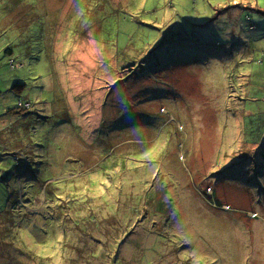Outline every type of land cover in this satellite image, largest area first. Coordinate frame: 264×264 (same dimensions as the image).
Listing matches in <instances>:
<instances>
[{"label": "rangeland", "instance_id": "1", "mask_svg": "<svg viewBox=\"0 0 264 264\" xmlns=\"http://www.w3.org/2000/svg\"><path fill=\"white\" fill-rule=\"evenodd\" d=\"M261 129L264 0H0V264H264Z\"/></svg>", "mask_w": 264, "mask_h": 264}, {"label": "trees", "instance_id": "2", "mask_svg": "<svg viewBox=\"0 0 264 264\" xmlns=\"http://www.w3.org/2000/svg\"><path fill=\"white\" fill-rule=\"evenodd\" d=\"M5 53L7 52V53H9V52H13V49H12V47L11 46H9L8 48H6L5 50ZM18 55H20V56H22V57H25L28 53H29V51L27 50V49H22L21 47H19L16 51H15ZM21 101V100H20ZM19 108V104H18V107L16 108V109H18ZM13 109H9L4 115H8V116H10L11 117V113H10V111H12ZM15 110V109H14ZM16 111V110H15ZM20 118V117H19ZM258 134L260 135V136H262V135H264V129L262 130L261 129V131H260V133H259V131H258ZM260 136H259V140H258V142H255V143H251L250 145H259L260 144V139L262 138H260ZM263 139V138H262ZM264 140V139H263ZM7 142H8V144H7V146H6V148H11V145H12V143H10L11 142V139L10 138H7ZM2 151H0V153H1ZM0 155H2V154H0ZM9 155H11V154H9ZM14 156V155H13ZM258 156L255 154V156H254V158L256 159ZM1 158V157H0ZM14 158V157H13ZM12 161H13V163L15 162V160L14 159H12Z\"/></svg>", "mask_w": 264, "mask_h": 264}, {"label": "clouds", "instance_id": "3", "mask_svg": "<svg viewBox=\"0 0 264 264\" xmlns=\"http://www.w3.org/2000/svg\"><path fill=\"white\" fill-rule=\"evenodd\" d=\"M9 46H10V45H9ZM27 50H28V49H27ZM12 61L14 62L13 59H10V60H9V63H11V65H12V63H13ZM13 64H14V67H15V63H13ZM22 64H23V66H24V63H22ZM14 67H12V68H14ZM18 67H19V65L17 66V68H18ZM21 103H22V102L19 101V103H18V104H19V107L21 106ZM22 104H23V103H22ZM20 108H22V107H20ZM23 108H24V107H23Z\"/></svg>", "mask_w": 264, "mask_h": 264}, {"label": "crops", "instance_id": "4", "mask_svg": "<svg viewBox=\"0 0 264 264\" xmlns=\"http://www.w3.org/2000/svg\"><path fill=\"white\" fill-rule=\"evenodd\" d=\"M30 29H31V27L30 26H28V29H27V32H29L30 31ZM5 48L4 49H2V51L5 53Z\"/></svg>", "mask_w": 264, "mask_h": 264}, {"label": "built area", "instance_id": "5", "mask_svg": "<svg viewBox=\"0 0 264 264\" xmlns=\"http://www.w3.org/2000/svg\"><path fill=\"white\" fill-rule=\"evenodd\" d=\"M13 62V61H12ZM14 63V62H13ZM12 63V67H14V64ZM21 105H23L22 103H21Z\"/></svg>", "mask_w": 264, "mask_h": 264}, {"label": "bare ground", "instance_id": "6", "mask_svg": "<svg viewBox=\"0 0 264 264\" xmlns=\"http://www.w3.org/2000/svg\"><path fill=\"white\" fill-rule=\"evenodd\" d=\"M87 47H88V45H87ZM88 51L90 52V49L88 48Z\"/></svg>", "mask_w": 264, "mask_h": 264}, {"label": "water", "instance_id": "7", "mask_svg": "<svg viewBox=\"0 0 264 264\" xmlns=\"http://www.w3.org/2000/svg\"><path fill=\"white\" fill-rule=\"evenodd\" d=\"M4 174H6V173H4Z\"/></svg>", "mask_w": 264, "mask_h": 264}]
</instances>
